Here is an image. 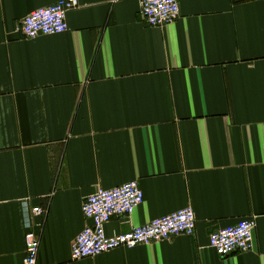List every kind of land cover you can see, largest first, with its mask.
I'll list each match as a JSON object with an SVG mask.
<instances>
[{"label": "crops", "instance_id": "crops-1", "mask_svg": "<svg viewBox=\"0 0 264 264\" xmlns=\"http://www.w3.org/2000/svg\"><path fill=\"white\" fill-rule=\"evenodd\" d=\"M59 0H0V264H23L22 204L39 207L37 264H264V0H178L163 27L140 0H77L67 30L16 24ZM137 181L113 236L190 207L192 236L72 260L96 189ZM254 220L253 249L209 236Z\"/></svg>", "mask_w": 264, "mask_h": 264}, {"label": "built area", "instance_id": "built-area-1", "mask_svg": "<svg viewBox=\"0 0 264 264\" xmlns=\"http://www.w3.org/2000/svg\"><path fill=\"white\" fill-rule=\"evenodd\" d=\"M78 8L77 0H59L49 7L38 8L20 20L15 31L23 38L54 36L67 30L66 15ZM179 17L178 0H140L139 18L149 27H163L174 23ZM143 192L137 181L122 184L113 189L98 188L83 202V217L90 222L76 236L70 247L72 260L93 258L117 248L132 249L141 245L157 244L176 236H192L195 216L188 207L130 231L108 236L106 225L113 217L126 220L143 202ZM39 207L22 204L25 227L23 264H37L40 249L42 222L35 224L33 218L41 217ZM254 220H242L209 236L208 246L220 257L253 249Z\"/></svg>", "mask_w": 264, "mask_h": 264}]
</instances>
